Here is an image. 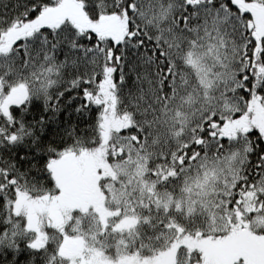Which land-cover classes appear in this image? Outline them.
<instances>
[{"label":"snow or ice","instance_id":"snow-or-ice-1","mask_svg":"<svg viewBox=\"0 0 264 264\" xmlns=\"http://www.w3.org/2000/svg\"><path fill=\"white\" fill-rule=\"evenodd\" d=\"M137 242L264 264V0H0V264Z\"/></svg>","mask_w":264,"mask_h":264},{"label":"trees","instance_id":"trees-1","mask_svg":"<svg viewBox=\"0 0 264 264\" xmlns=\"http://www.w3.org/2000/svg\"><path fill=\"white\" fill-rule=\"evenodd\" d=\"M133 199H135V197H133ZM127 243L128 244L132 243L131 238H129V241ZM88 244H89V246H93V241H92L90 236L88 238ZM95 247H99V246L95 245ZM144 247L147 248V249H150L151 248V244L146 242ZM137 248H139V242H137L136 243V247H132L131 250H129L128 247H126L124 245H121L120 249H119V252L117 251V247H116L115 244L106 243L104 245L105 256L106 257H110V258H114L115 262H117V261H119V260H121L123 258H139L138 254H137ZM139 259H151V258H149V255L145 253L143 255V258H139Z\"/></svg>","mask_w":264,"mask_h":264},{"label":"rangeland","instance_id":"rangeland-1","mask_svg":"<svg viewBox=\"0 0 264 264\" xmlns=\"http://www.w3.org/2000/svg\"><path fill=\"white\" fill-rule=\"evenodd\" d=\"M91 264H113V261L101 259L100 253L97 252L91 258ZM116 264H168V258L166 256L151 259L123 258L117 261Z\"/></svg>","mask_w":264,"mask_h":264}]
</instances>
